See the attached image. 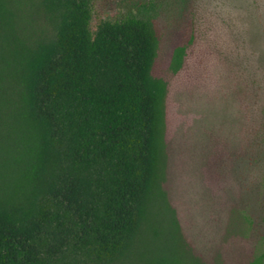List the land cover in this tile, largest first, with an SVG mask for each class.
Segmentation results:
<instances>
[{"label":"trees","instance_id":"16d2710c","mask_svg":"<svg viewBox=\"0 0 264 264\" xmlns=\"http://www.w3.org/2000/svg\"><path fill=\"white\" fill-rule=\"evenodd\" d=\"M122 1L0 0V264H264L255 80L237 70L231 126L197 153L209 212L193 249L166 111L195 32L160 64L157 20L114 14Z\"/></svg>","mask_w":264,"mask_h":264},{"label":"rangeland","instance_id":"374dc122","mask_svg":"<svg viewBox=\"0 0 264 264\" xmlns=\"http://www.w3.org/2000/svg\"><path fill=\"white\" fill-rule=\"evenodd\" d=\"M125 12L149 13L157 20L162 31L160 64L168 60L178 35L192 27L195 32L181 71L171 79L166 112L171 201L185 240L199 249L210 181L201 179L197 153L207 148L203 142L211 141L208 133L216 139L215 134L221 137L231 126L228 113L235 116L239 107L236 101L224 103L229 91L234 98L238 92L237 70L255 80L252 88L264 103V0H128L114 10Z\"/></svg>","mask_w":264,"mask_h":264}]
</instances>
